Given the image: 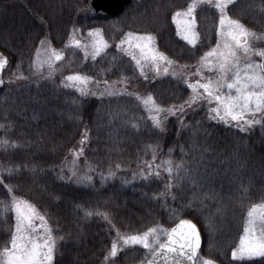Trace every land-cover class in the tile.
<instances>
[{
  "label": "trees",
  "instance_id": "1",
  "mask_svg": "<svg viewBox=\"0 0 264 264\" xmlns=\"http://www.w3.org/2000/svg\"><path fill=\"white\" fill-rule=\"evenodd\" d=\"M130 1L120 16L100 19L87 0H0V52L9 60L7 82L0 90V123L10 125L0 129V137L19 145L0 149V166H20L11 176L3 173L0 201H10L5 185L11 184L16 197L45 215L59 241L54 264H139L145 249L121 246L116 230L130 235L157 224L170 229L179 219H190L199 227L202 256L218 264H264V258H231L248 209L264 201V121L243 130L208 120L203 110H196L182 120L180 114L174 118L161 114L160 130L151 119L155 111L149 112L134 95L110 96L105 91L103 96L100 91L81 95L66 86L64 78L76 71L93 76L102 87L103 80L119 82L123 75L129 78L128 88L135 89L132 93H151L165 107L188 99L183 81L171 76L145 79L114 46L93 61L68 45L74 28L102 29L114 43L128 31L152 33L159 51L192 66L217 42L219 13L212 6L197 9L200 39L190 48L177 37L171 18L192 0ZM228 13L264 33V0H237ZM8 14L15 16L14 22ZM41 40L65 54L51 77L48 70L40 75L34 70L33 56ZM21 74L27 79L19 78ZM84 137L91 183L77 182L70 169L73 150ZM156 145L157 159L152 161ZM167 159L184 161L191 175L181 172L183 179L177 182L164 169L162 162ZM144 162L160 164V175L142 177V169L148 172ZM109 170L114 177L107 176ZM169 183L175 201L159 195ZM241 185L247 188L243 195ZM190 200L193 206L182 209ZM171 209L180 211L173 214ZM86 210L93 215L87 216ZM97 212H107L111 223ZM14 224L12 209L0 216V249L10 245ZM113 240L121 250L105 261Z\"/></svg>",
  "mask_w": 264,
  "mask_h": 264
},
{
  "label": "snow or ice",
  "instance_id": "2",
  "mask_svg": "<svg viewBox=\"0 0 264 264\" xmlns=\"http://www.w3.org/2000/svg\"><path fill=\"white\" fill-rule=\"evenodd\" d=\"M236 0H192L187 8L176 11L173 19L181 25L180 34L188 44L195 46L200 39V33L196 31V9L201 4L213 5L219 13V27L217 29L218 36L221 38L217 41L215 47L210 48L199 59L196 67L195 75L199 78L189 84L192 89V95L188 100L180 105L163 106L158 104L156 98L148 93L141 96L140 93L127 92L128 96H135L140 100L145 108L155 115L151 117L155 126L163 130V122L161 114L164 118L167 115L180 113L181 120L187 108L197 104L200 99H207L211 104L215 102V107L209 108L211 119L224 120L226 123L231 121L237 122V127H243L239 122L243 121L244 125L251 126L260 123V120L247 118V113H264V48H254L249 42L248 38H257L255 32L249 30L240 19H234L228 14L229 6H234ZM183 17V21L178 18ZM77 29H73L75 33ZM89 42L85 43L81 39L73 38L69 46H75L84 50L85 59L90 55L93 61L97 57H101L102 53L109 47V41L103 36V30L99 28H91L88 30ZM41 48L37 49L34 62L37 69H41L47 64L48 77H51L52 71L55 68V62L61 61L64 58V51L57 50L49 45L44 48L45 41H40ZM127 45V47H125ZM121 51H125L131 57L145 79L148 76L145 72V65H148L154 70L156 76L169 74L182 78L181 71L177 69H186L187 65H178L168 57L165 53L159 51L155 46V36L152 33H138L128 31L124 33L123 38L120 39L116 45ZM46 53V56L41 58V51ZM138 50L139 56L136 54ZM257 55L260 60H253L252 57ZM113 57V61H115ZM8 60L2 53H0V72L3 71L7 65ZM176 65V68H173ZM207 69L210 75L205 76L204 70ZM110 70V69H109ZM215 73V78L211 75ZM21 79H27L23 74ZM155 78V77H153ZM65 81L71 82L70 85L75 87L81 95L88 94L87 85L94 83L97 86L101 81L95 80L93 76L79 71L67 75ZM128 77L121 75L119 82L126 86ZM4 83L0 78V85ZM105 89H110L108 80H103ZM126 92V88L122 91H108L107 94L122 95ZM96 93H93L95 95ZM101 96L105 93L100 92ZM10 125L0 123V129H7ZM138 127V125H134ZM87 139V137H84ZM83 143V140L82 142ZM17 141H10L6 137H0V148L7 149L9 147H18ZM158 145L152 148V161H156V151ZM183 151V148H181ZM172 149H169V154ZM83 153V147L73 150V156L79 157ZM165 171L170 177L175 176L177 182L183 179L181 172L185 176L191 175L189 169L185 166L184 161L174 162L172 159H167L162 162ZM145 168L148 169L146 173L143 169L140 175L147 179L149 175L159 176L160 164L144 162ZM19 165L3 167L0 166V184L4 183L3 173L9 176L14 171L19 169ZM77 165L75 160L72 162V175L77 176ZM119 169L120 165L117 164ZM136 175L135 173L133 174ZM102 178L107 177L101 174ZM108 177H114L115 173L111 170L107 173ZM92 177L86 173L80 175L79 183H91ZM195 187L197 181L192 180ZM10 194V201H0V216H6L9 209H14L15 224L14 230L10 233V246H5L0 249V264H52L56 249V237L52 234L51 225L47 224L45 215L41 214L35 205L31 202L16 197L13 192V185H5ZM173 184L166 185V191L160 193L161 197L171 196L175 201L177 196L171 192ZM247 192V188L241 185V194ZM208 193L204 194V198H208ZM196 197H193L195 200ZM193 200L183 204L181 208H190L193 206ZM180 209H171L173 214L179 212ZM87 216L93 215L92 212L85 211ZM96 215L102 216L105 220L109 219L107 212H97ZM247 221L244 228L245 236L241 239L239 247L232 251L233 259L241 261L252 260L254 258H264V201L253 203L247 211ZM40 223L36 224L35 221ZM42 229V231H37ZM117 237L122 241L124 246L139 245L147 250L146 255L140 260L139 264H216L213 259L205 258L200 254L201 248V234L198 226L190 219H179L177 226L172 228H165L163 225H155L147 228L143 232L134 234L120 235L119 229ZM121 250L117 240H113L111 247L104 257L105 261H111L118 255Z\"/></svg>",
  "mask_w": 264,
  "mask_h": 264
},
{
  "label": "rangeland",
  "instance_id": "3",
  "mask_svg": "<svg viewBox=\"0 0 264 264\" xmlns=\"http://www.w3.org/2000/svg\"><path fill=\"white\" fill-rule=\"evenodd\" d=\"M237 1V0H236ZM214 3H215V0H213V5H214ZM202 5H206V4H201L200 6H202ZM213 5H208V6H212V7H214ZM199 6V7H200ZM198 7V8H199ZM230 7L231 6H229V9H228V11L230 10ZM197 8V9H198ZM197 9H196V12H197ZM4 11H5V9H3ZM126 10V9H125ZM0 12H2V9H0ZM196 12H195V14H196ZM124 13V12H123ZM122 13V14H123ZM229 14V13H228ZM9 16L8 17H10L9 19L10 20H12L13 22H14V18H15V16L14 15H12V14H8ZM174 15L175 14H173L172 15V22H173V27H174V29H175V31H176V35H177V37L179 38V39H181L182 41H184L186 44H188V42L187 41H185L184 39H183V37H182V35L180 34V29H181V25H179L178 23H177V20H175V19H173V17H174ZM178 19H180L181 21H183V17H181V18H178ZM10 22V21H9ZM13 22H10V23H13ZM218 27H219V22H218V25H217V29H218ZM248 28V27H247ZM249 29V28H248ZM249 30H251V29H249ZM196 31H197V23H196ZM252 32H255V31H253V30H251ZM256 34H257V36L258 37H262L261 39H257V38H248V42L254 47V48H264V33H257V32H255ZM72 35L70 36V40H69V44L68 45H70V41L73 39V38H76V39H81L82 41H84L85 43H88L89 42V37H88V31H83L82 29H77V31L75 32V33H73V31H72V33H71ZM103 36L109 41V47L110 46H114V48L118 51V52H120L121 54H123V55H125V56H127V57H129L130 59H131V57L128 55V53L127 52H125V51H121V49H118L117 47H116V45L119 43V41H120V39H122L123 37H121V38H119V41H117V42H111L106 36H105V34L103 33ZM113 38H116L115 37V35H113V37H112V39ZM111 39V38H110ZM219 39H221L219 36H218V33H217V41L219 40ZM199 42V41H198ZM198 42H197V44H198ZM217 43V42H216ZM196 44V45H197ZM49 45L51 46V47H53L52 46V44L49 42V41H45V45L43 46L45 49L46 48H48L49 47ZM189 46H190V48L191 47H195V46H192V45H190V44H188ZM216 45V44H215ZM215 45L213 46V47H215ZM39 47L37 48V49H39V48H41V45H38ZM155 46L157 47V44H156V40H155ZM70 47H75V46H70ZM109 47L107 48V49H109ZM125 47H127V45H125ZM79 51H81L82 52V54H83V56H84V50L82 49V48H78V47H76ZM158 48V47H157ZM212 48V47H211ZM107 49H106V51H107ZM37 51V50H36ZM36 51H35V53H34V58H35V54H36ZM105 51V52H106ZM136 51V54L139 56V52H138V50H135ZM104 52V53H105ZM104 53H102V55L104 54ZM101 55V56H102ZM46 56V53L45 52H43V50L41 51V58L43 59L44 57ZM98 58V57H97ZM86 59H88V60H92L91 59V56L89 55ZM198 59H200V58H198ZM252 59L253 60H260L261 58L260 57H258L257 55H254L253 57H252ZM34 62V61H33ZM58 62H60V61H56L55 62V65H57V63ZM131 62H133V64L135 65V67H136V69H137V71L139 72V70H138V68H137V66H136V64H135V61H133L132 59H131ZM198 62H199V60L196 62V63H194L192 66L191 65H187V64H180V63H178V65H187L188 67L186 68V69H182V70H180V69H177L178 71H181V77L182 78H178V77H175V76H172L171 75V71H172V69H170V71H169V74H167V75H160V76H156L155 75V72H154V70H152L148 65H145V72H146V75L148 76V78H151V79H158V78H162V77H166V76H171V78L173 77V78H175V79H180L181 81H183V83H184V85L187 87V90L189 91V96H188V99H189V97L193 94L192 93V89L189 87V84L190 83H192V82H194L196 79H198L199 77L198 76H196L195 75V71H196V67L198 66ZM34 64H35V62H34ZM8 67H9V65H8ZM8 67H7V69H8ZM177 66L176 65H173V68H176ZM34 70H35V72L36 73H38L39 75L40 74H42V73H44V71H46V70H48V67H47V64H45L44 65V67L43 68H41V69H37V67H36V65H34ZM7 71V70H6ZM140 73V72H139ZM204 75L205 76H208V75H210V73L208 72V70L207 69H205L204 70ZM211 75L213 76V78H215V73H211ZM143 76V75H142ZM144 77V76H143ZM153 77H155V78H153ZM7 82V75H5V73H4V85H5V83ZM65 83L67 84V85H70L71 84V82H67V81H65ZM3 85V86H4ZM110 85H112V87L110 88V89H105V86H101V85H99V86H97L96 84H94V83H91V84H89V85H87V89H88V93H90V95L91 94H93V93H97V92H101V90L104 92L105 91V93H107L108 91H122L124 88H126V92L125 93H127V92H133V91H135V89H129L128 88V86L126 85V86H124V85H121L120 83H115V84H113V83H110ZM69 87H71L72 89H75V90H77L75 87H72V86H69ZM78 91V90H77ZM79 92V91H78ZM124 93V94H125ZM187 99V100H188ZM216 105H215V102L213 101L211 104L209 103V101L207 100V99H200L199 101H198V103L197 104H194V105H192L191 107H189V108H187L186 109V111H185V113H184V117L186 116V115H188L189 113H192V112H195L196 110H203L205 113H206V115H208V120H214V121H217V122H219V123H222V124H224V125H226V126H231V127H235V128H241V129H243V130H248V129H250V128H253V127H256V126H258V125H260L263 121H264V113H255L254 115L252 114V113H247L246 114V116H247V118H249V119H252V118H254V119H257V120H260V123H258V124H253V125H251V126H248V125H244V122L243 121H240L239 123L241 124V125H243V127H237L236 125H237V122L236 121H231V122H228V123H226L224 120H220V119H211L210 118V112H209V108H211V107H215ZM180 113H176L175 115H172V114H169L171 117H177L178 115H179ZM88 139V138H87ZM87 139H84L83 140V143L81 144V146H79V148H81V147H83V153H82V155H80L79 157H74L73 156V154H72V159H71V163H70V169H71V172H72V162H73V160H75V163H76V165L78 166L77 167V169H76V171H77V173H78V175L77 176H73V177H75V179L78 181V178H79V176L80 175H83V174H89L90 173V165L87 163V161L85 160V155H84V152H85V144H86V141H87ZM78 148V149H79ZM1 149V148H0ZM13 210V212H14V209H12ZM14 217H15V212H14ZM35 223L36 224H39L40 223V221L39 220H36L35 221ZM48 224V223H47ZM246 226V225H245ZM37 231L39 232V231H42V229H37ZM52 234H53V232H52ZM54 235V234H53ZM245 236V232L243 231V233H242V235L240 236V239H239V242H238V245H237V247H239V245H240V241H241V239L243 238ZM203 238V237H202ZM58 240L56 239V249H55V255H54V259H53V261H52V264H54L55 263V258H56V254H57V247H58ZM10 246V245H9ZM121 246H124L123 244H122V241H121ZM136 246H138V247H140V248H142L141 246H139V245H136ZM236 247V248H237ZM203 248V247H202ZM146 252H147V250H145ZM201 254V253H200ZM206 258V257H205ZM231 258L233 259V257H232V251H231ZM233 260H238V259H233ZM216 264H218V263H216Z\"/></svg>",
  "mask_w": 264,
  "mask_h": 264
},
{
  "label": "water",
  "instance_id": "4",
  "mask_svg": "<svg viewBox=\"0 0 264 264\" xmlns=\"http://www.w3.org/2000/svg\"><path fill=\"white\" fill-rule=\"evenodd\" d=\"M87 3L89 5V7L93 10V13L96 17H98L100 19H112V18H116V17L120 16L125 11V9L130 5L131 1L130 0H87ZM0 53H2V52H0ZM4 56L6 57V55H4ZM7 60H8V58H7ZM8 65H9V60H8L7 65L3 69V71L0 72V78H2L3 81H4V73L6 72ZM3 85H4V83L2 85H0V90H1V88H3ZM177 224L175 226H177ZM202 242H203V238H202V234H201L200 253H201V250L203 247Z\"/></svg>",
  "mask_w": 264,
  "mask_h": 264
}]
</instances>
